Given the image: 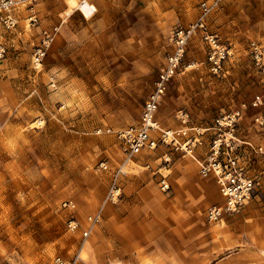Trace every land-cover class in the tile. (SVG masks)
I'll return each instance as SVG.
<instances>
[{
  "label": "rangeland",
  "instance_id": "1",
  "mask_svg": "<svg viewBox=\"0 0 264 264\" xmlns=\"http://www.w3.org/2000/svg\"><path fill=\"white\" fill-rule=\"evenodd\" d=\"M69 1L82 0H38L36 25L28 24L22 7L17 27L0 37L8 51L0 59V264H55L56 256L75 264H264V179L238 214L206 219L207 207L221 202L217 192L199 208L179 209L174 227L132 249L130 238H115L119 203L103 202L109 174L97 169L99 162L119 165L115 132L138 120L171 29L193 21L200 0H85L94 7L89 17ZM207 26L228 55L212 72L202 63L203 41H189L184 62L197 67L168 82L156 112L165 125H173L179 111L194 124L209 123L249 103L262 86L249 45L264 49V0H222ZM53 27L54 39L34 65L39 30ZM256 111L249 107L241 121L250 137ZM157 162L152 175L139 164L124 165L121 189L132 177L150 175L154 182L167 174ZM64 202L73 204L71 211ZM98 208L99 220L85 239L79 230L68 231L70 214L85 229Z\"/></svg>",
  "mask_w": 264,
  "mask_h": 264
},
{
  "label": "built area",
  "instance_id": "2",
  "mask_svg": "<svg viewBox=\"0 0 264 264\" xmlns=\"http://www.w3.org/2000/svg\"><path fill=\"white\" fill-rule=\"evenodd\" d=\"M37 1L0 0V37L2 34H10L17 27L19 10L22 7L27 11L28 24L36 25L38 16L34 5ZM221 1L200 0L195 19L171 29L170 48L159 70L154 89L141 105L138 120L115 132L122 155L121 162L111 168L110 163L103 160L97 167L109 174L104 203L116 204L121 201L120 178L124 173V165L134 162V158L143 153L155 154L160 168L173 163L174 155L187 158L195 162L201 177L214 179L221 202L207 207L205 217L210 222H219L238 214L258 195L264 179V49L261 44L252 41L249 45L251 62L262 79L261 88L249 103L242 102L238 107L220 112L204 125L192 123L188 114L182 111L177 113L173 125H165L156 118L159 101L168 82L188 68L197 67L196 63L189 65L184 62L186 46L192 38L197 36L206 46V58L202 63L212 72L220 71L228 51L208 29L207 17ZM55 33L56 27L39 30L38 41L31 55L34 65L41 63ZM7 54L5 42L0 38V59ZM249 107L257 110L253 114L254 128H248L253 132L252 137L242 133L241 129L242 118ZM160 149L162 151L158 152ZM158 185L162 191L170 189L166 175H160ZM63 207L71 211L73 204L64 202ZM100 208L88 218L85 229L70 214L66 225L68 231L79 230L81 238L85 239L99 220ZM54 263L75 264V260L66 261L56 256Z\"/></svg>",
  "mask_w": 264,
  "mask_h": 264
},
{
  "label": "crops",
  "instance_id": "3",
  "mask_svg": "<svg viewBox=\"0 0 264 264\" xmlns=\"http://www.w3.org/2000/svg\"><path fill=\"white\" fill-rule=\"evenodd\" d=\"M69 3L71 6L77 5V7L79 4L73 1L72 3L69 1ZM173 158V163L168 167L158 168V170L168 171V173L160 172L154 182H152L150 175H144L146 179L132 177V179H126L122 183L123 197L116 207L118 213L114 219L115 238L121 242H127L126 238H130V249L134 245L144 246L147 238L159 235L166 226L174 227L172 224L175 219H179L177 212L179 209L185 212L192 210L193 207L199 208L209 202L206 198L210 199L211 195L213 196L218 192L214 179L202 178L198 174L195 162L178 155H174ZM152 162H157L156 166H159L160 162L155 154L143 153L136 156L132 163L137 166L139 164L142 168L150 171L153 168ZM154 172L155 170H152L150 174L152 175ZM161 174L166 176L169 174L167 180L170 189L168 191H162L159 188L158 179ZM212 196L211 198H213ZM149 223L151 229L155 228L154 233L148 230L147 225ZM118 261L122 262L121 260Z\"/></svg>",
  "mask_w": 264,
  "mask_h": 264
},
{
  "label": "bare ground",
  "instance_id": "4",
  "mask_svg": "<svg viewBox=\"0 0 264 264\" xmlns=\"http://www.w3.org/2000/svg\"><path fill=\"white\" fill-rule=\"evenodd\" d=\"M71 3H72V1H71ZM78 9H80V11H82V13H84L85 16H88V17L91 16V14L94 11V8L91 5H89L87 2H85L84 0L79 2ZM91 216H93V215L88 216V218L91 217ZM88 218H87V220H88Z\"/></svg>",
  "mask_w": 264,
  "mask_h": 264
}]
</instances>
